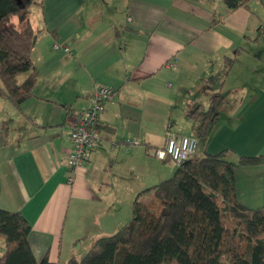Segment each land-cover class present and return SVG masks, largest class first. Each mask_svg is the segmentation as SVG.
Returning a JSON list of instances; mask_svg holds the SVG:
<instances>
[{"label":"crops","instance_id":"1","mask_svg":"<svg viewBox=\"0 0 264 264\" xmlns=\"http://www.w3.org/2000/svg\"><path fill=\"white\" fill-rule=\"evenodd\" d=\"M37 8L33 95L19 106L0 96V208L28 221L37 261L78 257L90 231L125 223L117 220L127 216L124 173L138 184L135 196L174 170L150 152L167 134L194 137L187 113L207 106L209 92L223 98L193 155L264 156V61L252 49L264 39V0L233 10L219 0H42ZM236 48L232 67L251 62L219 85L223 59ZM95 84L114 98L99 114L89 160L69 182L70 130ZM121 137L138 143L112 147ZM234 186L241 205L264 207V163L236 166ZM140 194L147 201L151 191Z\"/></svg>","mask_w":264,"mask_h":264},{"label":"trees","instance_id":"2","mask_svg":"<svg viewBox=\"0 0 264 264\" xmlns=\"http://www.w3.org/2000/svg\"><path fill=\"white\" fill-rule=\"evenodd\" d=\"M219 1L229 10L249 9L250 0ZM33 5L41 7L42 0H0V96L15 106L33 95L38 79L31 59L40 32L29 19ZM237 51L223 59L224 70ZM222 98L219 89L209 92L207 106L187 113L196 139L215 122ZM225 156L226 150L191 155L175 165L169 177L134 196L127 222L65 262L37 261L28 221L19 211L0 208V264H264V207L241 205L234 186L235 167L264 163V156ZM145 191H151L149 199L137 200Z\"/></svg>","mask_w":264,"mask_h":264},{"label":"built area","instance_id":"3","mask_svg":"<svg viewBox=\"0 0 264 264\" xmlns=\"http://www.w3.org/2000/svg\"><path fill=\"white\" fill-rule=\"evenodd\" d=\"M53 48H62L68 52L67 47H60L57 43L53 45ZM113 98L114 91L111 88L98 84L93 85L89 96V105L79 111L72 123L70 130L71 149L67 157L70 172L69 182L72 181L76 170L83 167L89 160L91 151L99 139L97 130L99 114L104 108V103ZM137 143L134 139L121 137L116 142H111V146H121L127 150ZM196 144L197 140L193 136L179 135L175 137L172 134H167L162 145L152 149L150 153L158 160L167 158L177 165L194 154Z\"/></svg>","mask_w":264,"mask_h":264},{"label":"rangeland","instance_id":"4","mask_svg":"<svg viewBox=\"0 0 264 264\" xmlns=\"http://www.w3.org/2000/svg\"><path fill=\"white\" fill-rule=\"evenodd\" d=\"M37 11H38L37 6L36 5H33L31 7V13L29 15V19L31 20L32 23H34V21L36 20ZM252 49L255 50L256 54L261 55L260 61L263 63V61H264V39L261 37L260 40H259V42L257 43L256 47H253ZM241 60H242L241 63H237V65H234L232 67V65L235 62V60H234L233 63L231 64L230 68H227V69H225L223 71L221 85H223L222 83H223V79H224L225 76H227L228 78H230V80L231 79H233V80L238 79L237 77H240V75H241L240 74V71L243 70V69H246V67H245V65H247L246 62H251L250 59H247L246 57H244V58L242 57L240 59V61ZM23 76H24V74L21 75L19 78H22ZM235 85L236 84L231 83V86H235ZM223 90H224V88H223ZM232 94H233V92L231 91L229 95H232ZM164 165H169V166L175 167V164L172 163V162H169V161H166L164 163ZM166 169L167 168H165V170ZM130 171L131 170L128 169V173H124V175L128 176V209L126 208V210H122V212L125 213L127 216H120V214L118 213L117 214V220L118 221H119V218L120 217H122V218H120V220H122V221L124 220V221L127 222L129 220L130 214H131L130 213L131 212L130 206H131V202H132L133 197H134L133 195L135 194V192L132 193V191H135L138 188V184H133V183H135V180L132 178V175H131ZM138 171H140V169L139 168H135L133 174L138 173ZM172 172H173V170L171 172L166 173L163 179L169 177L172 174ZM140 196H141V194H140ZM140 196H139V198L137 200H139L141 202L146 201V200H144L145 198L140 197ZM119 205H120V202H119ZM123 217H125V218H123ZM118 228H102V231L100 232L101 235L100 234L96 235L97 233H95L94 230L90 231L89 235L87 236L88 237V241L80 244L78 246V248L76 249V251H75L79 255L78 257L83 256L85 254V252L89 249V247L92 245L93 241L95 239H97L99 236H102V235H110L113 232H115Z\"/></svg>","mask_w":264,"mask_h":264}]
</instances>
